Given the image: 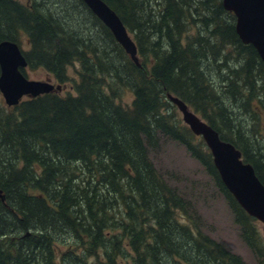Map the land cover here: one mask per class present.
Returning a JSON list of instances; mask_svg holds the SVG:
<instances>
[{
	"label": "trees",
	"instance_id": "1",
	"mask_svg": "<svg viewBox=\"0 0 264 264\" xmlns=\"http://www.w3.org/2000/svg\"><path fill=\"white\" fill-rule=\"evenodd\" d=\"M102 1L133 34L138 66L81 0H55L54 13L44 11L46 0H0V42L20 46L25 37L29 68L63 89L68 67L78 65L72 92L13 107L0 99V264H245L195 225L156 170L148 151L160 135L202 165L264 264L255 220L166 98H179L231 143L264 186V63L256 50L240 41L221 0ZM62 6L64 21L77 13L99 30L102 49L63 26Z\"/></svg>",
	"mask_w": 264,
	"mask_h": 264
},
{
	"label": "water",
	"instance_id": "2",
	"mask_svg": "<svg viewBox=\"0 0 264 264\" xmlns=\"http://www.w3.org/2000/svg\"><path fill=\"white\" fill-rule=\"evenodd\" d=\"M111 32L124 52L138 66L137 48L116 13L102 0H81ZM225 11L235 16V31L240 41L251 45L264 63V0H221ZM27 62L21 48L13 42H0V94L8 107L17 106L24 97L36 98L59 90L47 82L28 80L22 70ZM181 114L191 133L203 140L209 150L222 184L251 218L264 225V186L241 153L179 98L166 94ZM1 197V196H0ZM264 236V229H263Z\"/></svg>",
	"mask_w": 264,
	"mask_h": 264
},
{
	"label": "rangeland",
	"instance_id": "3",
	"mask_svg": "<svg viewBox=\"0 0 264 264\" xmlns=\"http://www.w3.org/2000/svg\"><path fill=\"white\" fill-rule=\"evenodd\" d=\"M22 5L27 6V0H15ZM55 0H46L43 4L44 11L56 12L52 10V3ZM69 2V1H68ZM65 6H62L59 10L60 21L64 24L67 23L70 32H79L86 38H94L92 44L97 49L103 48V43L99 42L95 33L99 35V30L86 23L85 18H82L77 13H71V17L68 20L62 18V11L65 10ZM73 12V11H72ZM59 23L60 26L62 24ZM131 38L133 34H130ZM102 41V38H100ZM20 48L24 52L29 51V45L25 37H21ZM239 62L233 61L230 65H236ZM78 65L69 66L67 69V75L69 76V82L65 85L59 93L64 95L68 92H72V83L76 80ZM25 77L31 81L47 82L55 87H58V82L53 75L47 73L42 68L31 69L25 68ZM225 74V71L222 72ZM216 74L211 77H215ZM216 85H218V79H214ZM213 82V81H212ZM264 84V77L263 83ZM260 94L264 97V87ZM27 98V97H26ZM26 98H23L25 100ZM0 99L5 104L2 95ZM132 94L128 91L124 94V102L130 104ZM6 105V104H5ZM7 106V105H6ZM233 113H236V109L232 104L226 102L225 105ZM177 111V117L182 121L181 114ZM235 115V114H233ZM157 146L150 147L148 155L152 163L154 164L158 173L164 178L169 186L174 188L179 195L187 203L189 208V214L195 221V225L206 235L212 238L217 243L221 244L227 251L238 255L245 264H260L257 255L246 244L240 225L235 221L234 215L228 206V203L223 196L217 191L213 180L208 176L205 169L185 149V146L179 142L168 139L160 135ZM183 222L187 223L186 218H181ZM255 220V219H254ZM256 232L261 238V245L264 247L263 229L264 225L255 220L253 223Z\"/></svg>",
	"mask_w": 264,
	"mask_h": 264
}]
</instances>
